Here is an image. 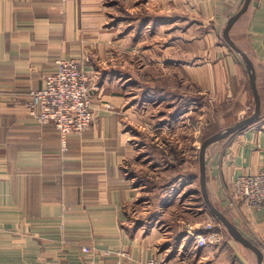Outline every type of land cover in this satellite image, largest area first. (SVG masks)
Instances as JSON below:
<instances>
[{
	"label": "crops",
	"instance_id": "0c3cea01",
	"mask_svg": "<svg viewBox=\"0 0 264 264\" xmlns=\"http://www.w3.org/2000/svg\"><path fill=\"white\" fill-rule=\"evenodd\" d=\"M243 3L0 0V264L251 263L252 252L224 228L220 242L196 246L192 235L204 234L205 223L215 220L209 212L188 223L166 219L167 194L183 181L171 172H180L184 159L177 166L168 158L171 150L183 155L181 142L171 148L168 130L178 114L149 113L157 103L171 107L172 72L178 83L202 82L200 73L187 78L183 62L172 64V49L176 56L185 51L170 43V23L186 24V33L188 25L210 22L215 38L219 25ZM176 6L179 14L172 19ZM242 22L250 55L245 53L255 73L263 71L264 87V0H251L233 27ZM59 58L77 60L93 86V124L64 140L52 124L40 126L24 108L30 92L42 89L45 77L56 72ZM228 60L237 88L245 83L242 65L231 55ZM160 119L170 123L157 126ZM143 121L146 131L138 128ZM262 167L264 132L232 136L206 154L211 202L221 204L264 255V209L241 212L224 201L234 178ZM153 175L167 179L157 193L150 187Z\"/></svg>",
	"mask_w": 264,
	"mask_h": 264
},
{
	"label": "rangeland",
	"instance_id": "374dc122",
	"mask_svg": "<svg viewBox=\"0 0 264 264\" xmlns=\"http://www.w3.org/2000/svg\"><path fill=\"white\" fill-rule=\"evenodd\" d=\"M171 11L172 19H174V16L179 14V9L176 6L174 8L172 7ZM228 19L229 18L219 25L221 27L218 28V34H216L215 38L210 32L212 28H214V24H210V22L195 24L196 26L188 25L189 31L186 33H183L186 29V24L173 21L170 23V43L172 46L174 44H179V46L184 48L182 53L185 51L184 56H176L178 54L177 49H172V64L178 65L183 62L182 65H186L187 68V78L194 79V74L200 73L199 78L202 79V82L199 85L198 83H194V81H188L186 84L182 82L178 83V76L172 72L171 82L172 90H174L172 91V95L175 94L176 96H171V107L169 108L166 107V105L157 103L156 105L151 106V109L149 110L150 114H158L159 112L162 113L163 110L165 115H168L169 112L171 114H174L175 112L180 117L179 118L177 115L178 118L176 117L174 120L171 119V127H168V130L171 132V148H173V145H175L176 142H181L183 157L181 156L180 158H183L185 162L179 169L180 172H177L176 170H172L171 172L172 178L178 174H183V181L178 182L176 186L169 191L170 194L169 192L167 194L169 199L168 202L171 200V205L166 206V212H164H169L166 216V219L169 220L179 219L184 223H188L191 220H194L198 216L199 212L203 213L202 209L199 207V204L202 202V200L199 199L201 197L200 192L197 194H191L190 196H185L184 194L189 189H199V148L204 140L250 116L254 109V101L250 93L248 76L245 70L244 62L238 54L229 48L222 38V31ZM245 26L246 23L242 22L238 25L237 29L234 28L233 31H231V34L237 38L239 45L248 47V40H246V38L241 39V34L244 35L242 30ZM181 35L183 39L179 38ZM216 48L221 51L217 54L210 52V50H215ZM230 55L232 58H236L238 64L240 63L242 65V76L245 78V81L243 80L245 83H239L240 85L237 86V88L233 85V73L235 66L228 60ZM212 81H216L215 84L213 83L212 85ZM261 82L262 81H260V86L264 97V87ZM161 117L163 116L161 115L160 118ZM163 122L164 120L160 119V121H157L156 125L162 126L161 124H163ZM170 122L164 123L168 125ZM138 128L140 130L143 128V130L146 131L147 127L145 121H143V124H141ZM263 132L264 115L261 113V116L257 121L248 124L232 136L243 135L248 137L251 133L261 134ZM232 136L228 138H231ZM226 139L218 141L214 145L210 146L208 153H213L215 148L223 144ZM141 142L142 138H140V143ZM190 143H194L196 146L195 150L194 148H192V150L190 149ZM153 154L156 158H160L161 154H159V152L154 151ZM168 155L170 156L168 158L174 162L176 159H179L176 151L174 150H171ZM152 178H154V180L150 179V187L154 188L153 192L157 193L162 186L166 185L167 179L163 177L156 179L154 175ZM196 195L198 200L194 199V197L196 198ZM174 198H176V200L172 201ZM219 205L220 207L217 205L218 209L222 211L221 209L223 207L221 204ZM250 254H252L250 255V264H256L255 256L253 253Z\"/></svg>",
	"mask_w": 264,
	"mask_h": 264
},
{
	"label": "built area",
	"instance_id": "2783aa9c",
	"mask_svg": "<svg viewBox=\"0 0 264 264\" xmlns=\"http://www.w3.org/2000/svg\"><path fill=\"white\" fill-rule=\"evenodd\" d=\"M55 64L56 72L45 77L42 89L30 92V100L24 104V108L40 126L52 124L64 140L70 134H83L93 124V86L77 60L59 58ZM224 201L232 210L261 212L264 209V167L257 173L241 174L234 178L231 191ZM204 228V234L192 235L197 247L222 240L223 227L218 221L207 222ZM84 251L89 250L85 248ZM147 264L159 263L150 260Z\"/></svg>",
	"mask_w": 264,
	"mask_h": 264
},
{
	"label": "water",
	"instance_id": "95a60500",
	"mask_svg": "<svg viewBox=\"0 0 264 264\" xmlns=\"http://www.w3.org/2000/svg\"><path fill=\"white\" fill-rule=\"evenodd\" d=\"M250 2L251 0H244V3L239 9V11L229 17L222 31V38L224 39L226 44L242 58L244 62L245 70L248 76L249 86L253 94L254 109L250 116L236 122L233 126L224 129L223 131L209 137L208 139L202 142L198 152V181L201 200L208 212L215 219H217V221L222 225L225 232L232 240H234L243 248L249 250L254 254L256 258V264H263L262 251L251 240L242 235V233L230 221V219L211 202L206 188V154L209 147L214 145L218 141L224 140L234 135L236 132H238L240 129L247 126L248 124L257 121L262 113L260 98L256 87V73L254 70L253 63L249 58L248 54L245 53L235 44L230 35L232 27L237 22V20L247 11Z\"/></svg>",
	"mask_w": 264,
	"mask_h": 264
},
{
	"label": "trees",
	"instance_id": "16d2710c",
	"mask_svg": "<svg viewBox=\"0 0 264 264\" xmlns=\"http://www.w3.org/2000/svg\"><path fill=\"white\" fill-rule=\"evenodd\" d=\"M233 29H234V27H232V29H231V31H233ZM231 31H230V35H231V38H232V40H234V42H235V44L240 48V49H242L244 52H247L249 55H250V53H249V49H247V48H245V47H243V46H241V45H239V43L237 42V38L233 35V34H231ZM245 39L246 38V36L245 35H241V39ZM230 48V47H229ZM231 49V48H230ZM232 50V49H231ZM233 51V50H232ZM234 52V51H233ZM255 67V66H254ZM256 87H257V92H258V94H259V98H260V103H261V109H262V115H264V97H263V94H262V91H261V86H260V78H259V71L257 72V69H256ZM250 93H251V96L253 97V94H252V91L250 90ZM176 114V113H175ZM173 115V114H172ZM176 154H177V157H179V154H178V152H176ZM176 157V158H177ZM176 161H177V163H175L177 166L178 165H182V163H183V160H182V158H180L179 157V159H176ZM179 161H181V162H179ZM183 174H180V176H182ZM197 194V193H199V189H189L186 193H185V196H187V195H191V194ZM199 199H201V197L199 198ZM199 207L203 210V212H208V210L205 208V206L203 205V202H201L200 204H199ZM224 212V214L228 217V214L225 212V211H223ZM215 219V218H214ZM216 220V219H215ZM217 221V220H216Z\"/></svg>",
	"mask_w": 264,
	"mask_h": 264
},
{
	"label": "bare ground",
	"instance_id": "6f19581e",
	"mask_svg": "<svg viewBox=\"0 0 264 264\" xmlns=\"http://www.w3.org/2000/svg\"><path fill=\"white\" fill-rule=\"evenodd\" d=\"M180 118V117H179Z\"/></svg>",
	"mask_w": 264,
	"mask_h": 264
}]
</instances>
